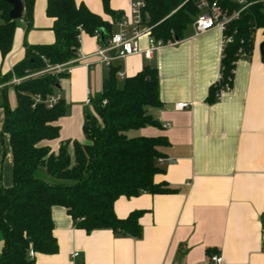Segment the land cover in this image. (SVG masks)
I'll return each instance as SVG.
<instances>
[{
  "label": "crops",
  "instance_id": "1",
  "mask_svg": "<svg viewBox=\"0 0 264 264\" xmlns=\"http://www.w3.org/2000/svg\"><path fill=\"white\" fill-rule=\"evenodd\" d=\"M75 2L112 24L114 34L120 23L131 19L132 0L111 1L110 8L122 14L116 22L106 14L102 0ZM46 9L47 0H35L29 26L24 7L11 52L5 58L0 53V87L3 77L26 59V44L55 43L54 20ZM263 43V37H256L251 58L236 64L233 93L213 103L210 90L220 77L223 56L220 30L196 36L190 26L181 41L155 51L151 58L141 53L114 61L112 67L125 78L147 66L158 70L162 106L150 109V114L160 127L143 128L133 135L168 140L169 145L162 149L164 162L158 161L164 172L155 182L167 183L176 192L144 193L116 201L119 219L143 212L140 239L121 237L111 230L88 234L74 226L64 208L54 207L59 252L37 254L36 264H214L211 259L215 256L222 258V264H264ZM140 46L144 52L149 39L142 38ZM100 47L98 37L81 35L80 55L87 59L61 81L59 91L67 115L56 122L60 137L42 143L54 154L62 142L86 143L83 126L85 112L91 109L88 101L101 95L111 70L96 56ZM8 99L15 108L13 86L8 88ZM179 103L192 107L180 111L176 109ZM4 119L0 108V185L10 188L13 164L9 138L1 137ZM73 151L71 145V155ZM75 253L80 256L74 260Z\"/></svg>",
  "mask_w": 264,
  "mask_h": 264
},
{
  "label": "trees",
  "instance_id": "2",
  "mask_svg": "<svg viewBox=\"0 0 264 264\" xmlns=\"http://www.w3.org/2000/svg\"><path fill=\"white\" fill-rule=\"evenodd\" d=\"M24 18L32 23L35 0H22ZM112 0H102L107 15L116 22L122 14L110 8ZM198 0H146L148 26L155 39L165 43L179 42L198 17ZM224 8L235 9L229 0H218ZM9 0H0V53L11 52L19 21H12ZM47 16L54 20L55 43L30 46L27 57L3 77L2 85L13 78L26 81L13 86L17 105L11 108L8 88H0V108L5 119L1 132L6 135L13 164V185H0V264H36V255H56L59 245L54 236L52 209L64 208L77 229L88 234L111 230L121 237L140 239L142 211L119 219L115 203L120 197L141 194L164 195L176 192L167 183L157 184L155 177L164 172L158 161L162 149L169 145L165 137L146 138L130 135L147 127H160L150 109L162 106L157 68L147 66L136 76L118 78L119 69L111 67L104 80L101 95L90 99L85 112L83 132L85 144L62 142L58 154L45 141L60 137L56 122L67 115L62 99L49 109L45 104L34 107V97L46 98L61 89L68 75L46 72L78 57L83 33L98 37L104 45L114 35L113 25L91 13L75 0H47ZM264 31V7L252 5L240 19L229 25L228 34L235 41L223 54L221 68L225 80L234 81L242 49L250 58L255 34ZM33 75H38L32 77ZM219 86L210 90V102L218 101ZM73 146V155L69 148Z\"/></svg>",
  "mask_w": 264,
  "mask_h": 264
},
{
  "label": "built area",
  "instance_id": "3",
  "mask_svg": "<svg viewBox=\"0 0 264 264\" xmlns=\"http://www.w3.org/2000/svg\"><path fill=\"white\" fill-rule=\"evenodd\" d=\"M231 4L235 6V9H230L229 7L224 8L221 6L218 0H198L197 9L199 10V15L193 22V29L196 36L206 34L212 30H220L222 33V49L223 54L225 49L234 43L235 38L233 35L228 34L229 25L242 16V14L247 11L249 7L256 4H261L264 7V0H229ZM146 0H133L131 6V19L129 22H122L119 24V32L114 34L109 41L104 45H101L96 56L99 58L100 62L107 67H112V63L116 60H124L128 57L139 55L144 53L147 58H151L155 51H158L164 47L173 45V42L165 43L161 40H157L152 35V28L148 26L150 17L145 13ZM259 30H257L258 32ZM255 34V40L256 35ZM264 32V31H263ZM149 39V46L143 52L141 50L140 41L142 38ZM241 59H250V55L244 52L242 49L239 50ZM223 58V56H222ZM86 57L80 55L69 63L63 65H57L50 67L46 72L56 73L57 75H68L72 74L73 68L86 61ZM240 59V60H241ZM87 66H90L87 64ZM38 75H33L36 77ZM118 78L123 81L125 80L124 74L118 72ZM26 79L13 78L12 81L5 83L2 87H11L21 84ZM232 81H226L221 68L220 77L218 82L214 86H219L217 91L218 100L226 95L233 93ZM0 87V88H2ZM62 100L61 95L56 92L54 95L42 98L41 96L34 97V107L38 104H45L47 108L51 109L57 105ZM88 104L91 105L90 100ZM192 107V104L179 103L176 106L177 110H185ZM164 160L159 159V163L162 164ZM29 256L31 259L36 257L34 250L29 251ZM80 254L75 253L72 258L75 260L79 258ZM214 264H222V258L215 256L212 259Z\"/></svg>",
  "mask_w": 264,
  "mask_h": 264
},
{
  "label": "water",
  "instance_id": "4",
  "mask_svg": "<svg viewBox=\"0 0 264 264\" xmlns=\"http://www.w3.org/2000/svg\"><path fill=\"white\" fill-rule=\"evenodd\" d=\"M12 10L9 17L12 21H19L23 18L24 14V4L22 0H9ZM261 52L264 55V43L261 46Z\"/></svg>",
  "mask_w": 264,
  "mask_h": 264
},
{
  "label": "rangeland",
  "instance_id": "5",
  "mask_svg": "<svg viewBox=\"0 0 264 264\" xmlns=\"http://www.w3.org/2000/svg\"><path fill=\"white\" fill-rule=\"evenodd\" d=\"M133 1V0H132ZM257 38L259 39V38H261V37H263L264 38V32H263V30H259L258 32H257ZM24 79H27V78H24ZM24 81H26V80H24ZM23 81V82H24ZM22 82V83H23ZM57 92H59V94L61 93V91H57ZM16 100V99H15ZM135 132H131L130 133V135H133ZM2 242V240H1V236H0V243Z\"/></svg>",
  "mask_w": 264,
  "mask_h": 264
}]
</instances>
